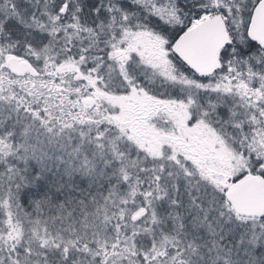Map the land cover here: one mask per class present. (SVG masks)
Returning <instances> with one entry per match:
<instances>
[{
  "label": "snow or ice",
  "instance_id": "1",
  "mask_svg": "<svg viewBox=\"0 0 264 264\" xmlns=\"http://www.w3.org/2000/svg\"><path fill=\"white\" fill-rule=\"evenodd\" d=\"M0 264H264V0H0Z\"/></svg>",
  "mask_w": 264,
  "mask_h": 264
}]
</instances>
